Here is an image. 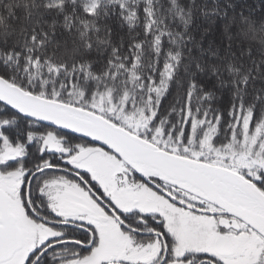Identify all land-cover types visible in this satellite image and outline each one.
I'll return each mask as SVG.
<instances>
[{"label": "snow or ice", "instance_id": "1", "mask_svg": "<svg viewBox=\"0 0 264 264\" xmlns=\"http://www.w3.org/2000/svg\"><path fill=\"white\" fill-rule=\"evenodd\" d=\"M0 264H264V0H0Z\"/></svg>", "mask_w": 264, "mask_h": 264}]
</instances>
